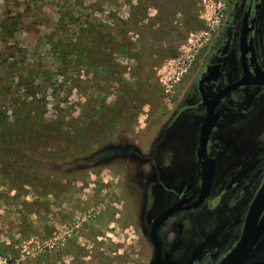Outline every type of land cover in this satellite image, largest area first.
I'll return each mask as SVG.
<instances>
[{"label": "rangeland", "instance_id": "1", "mask_svg": "<svg viewBox=\"0 0 264 264\" xmlns=\"http://www.w3.org/2000/svg\"><path fill=\"white\" fill-rule=\"evenodd\" d=\"M200 10L199 0H0V112L9 120L15 100H40L46 121L58 111L83 121L89 109L123 96L106 74L58 56L62 45L94 35L116 42L113 65L142 102L128 133L108 135L80 158L82 174L62 176L67 165L43 163L30 186L0 174V264H147L133 162L121 152L132 141L148 150L177 101L178 79L194 57L187 39L205 29ZM2 24L12 29L4 40ZM191 139L179 142L187 156Z\"/></svg>", "mask_w": 264, "mask_h": 264}, {"label": "flooded vegetation", "instance_id": "2", "mask_svg": "<svg viewBox=\"0 0 264 264\" xmlns=\"http://www.w3.org/2000/svg\"><path fill=\"white\" fill-rule=\"evenodd\" d=\"M178 84V99L148 150L132 141L121 154L133 162V191L142 203L137 227L149 247L147 264L155 257L153 222L169 209L152 233L159 257L176 264H216L239 240L264 183V0H228ZM185 138L194 143L188 156L179 147ZM205 173H211L210 188L201 198ZM263 219L264 208L256 228ZM262 239L264 232L241 264H264V250L254 252Z\"/></svg>", "mask_w": 264, "mask_h": 264}, {"label": "trees", "instance_id": "3", "mask_svg": "<svg viewBox=\"0 0 264 264\" xmlns=\"http://www.w3.org/2000/svg\"><path fill=\"white\" fill-rule=\"evenodd\" d=\"M1 39L9 37L12 29L1 25ZM116 42L106 36H92L78 47L62 45L58 52L59 58L65 60L70 55L75 57V65L86 68L93 76L106 74L112 82L118 84L123 92L111 107L98 106L89 109L83 121L69 118L58 111L52 121L44 119V104L40 100L23 102L15 100L9 105L11 119L0 112V174L12 178L13 182L21 181L23 185L32 183L38 174L37 167L46 163L68 169L62 176H77L82 174L85 161L80 158L91 151V146L97 147L106 142L108 135L116 136L128 133L138 108L142 104L137 99L138 94L131 90L118 76V70L113 65L110 50H115ZM108 49V51H107ZM28 91H33L28 80H20ZM93 104V103H92ZM101 105V104H100ZM89 120V121H85ZM38 164V165H37ZM30 183V184H29Z\"/></svg>", "mask_w": 264, "mask_h": 264}, {"label": "water", "instance_id": "4", "mask_svg": "<svg viewBox=\"0 0 264 264\" xmlns=\"http://www.w3.org/2000/svg\"><path fill=\"white\" fill-rule=\"evenodd\" d=\"M206 128L208 127L206 126ZM206 134L207 132L204 133L202 136V140L200 144L201 147L204 144ZM210 181H211V173H205L201 178V191H202L201 198H203V196L207 194L210 188ZM263 208H264V183L249 207L248 214L239 240L232 248V250H230L216 264H241L244 261L251 247L254 245L257 237L264 232V219L259 223L258 227L256 228L257 217L262 212ZM172 210L173 209H169L168 211H165L164 213L160 214L153 222L150 238L152 240V244L154 245L155 257L150 264H176L175 262L168 260L166 255L163 258L159 257L157 244L152 235V233L155 231L156 226L164 218H166L172 212ZM261 250H264V239H262L255 245L254 252ZM252 264H262V263H252Z\"/></svg>", "mask_w": 264, "mask_h": 264}, {"label": "built area", "instance_id": "5", "mask_svg": "<svg viewBox=\"0 0 264 264\" xmlns=\"http://www.w3.org/2000/svg\"><path fill=\"white\" fill-rule=\"evenodd\" d=\"M227 1L228 0H199V5L201 6L199 19L205 22V29L197 33L189 34L187 43L192 44L194 55L198 49L201 48L202 44L207 42L210 34L217 27L225 10Z\"/></svg>", "mask_w": 264, "mask_h": 264}]
</instances>
